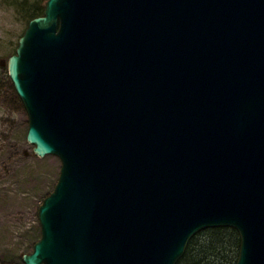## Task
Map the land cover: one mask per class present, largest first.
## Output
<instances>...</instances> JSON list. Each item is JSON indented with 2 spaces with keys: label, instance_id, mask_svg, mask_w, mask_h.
I'll use <instances>...</instances> for the list:
<instances>
[{
  "label": "water",
  "instance_id": "95a60500",
  "mask_svg": "<svg viewBox=\"0 0 264 264\" xmlns=\"http://www.w3.org/2000/svg\"><path fill=\"white\" fill-rule=\"evenodd\" d=\"M7 66L61 160L24 264H177L215 227L264 264V0H47Z\"/></svg>",
  "mask_w": 264,
  "mask_h": 264
},
{
  "label": "rangeland",
  "instance_id": "374dc122",
  "mask_svg": "<svg viewBox=\"0 0 264 264\" xmlns=\"http://www.w3.org/2000/svg\"><path fill=\"white\" fill-rule=\"evenodd\" d=\"M42 0H0V264H24L41 237L38 210L58 181L61 160L40 157L27 141L28 114L7 62L27 25L26 8Z\"/></svg>",
  "mask_w": 264,
  "mask_h": 264
},
{
  "label": "trees",
  "instance_id": "16d2710c",
  "mask_svg": "<svg viewBox=\"0 0 264 264\" xmlns=\"http://www.w3.org/2000/svg\"><path fill=\"white\" fill-rule=\"evenodd\" d=\"M46 2L35 1L26 8L27 25L34 17L44 14ZM240 242L239 232L231 227L201 230L191 238L177 264H236Z\"/></svg>",
  "mask_w": 264,
  "mask_h": 264
}]
</instances>
